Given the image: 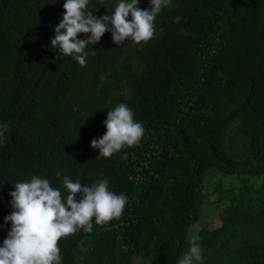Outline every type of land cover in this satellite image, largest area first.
<instances>
[{"label": "trees", "instance_id": "obj_1", "mask_svg": "<svg viewBox=\"0 0 264 264\" xmlns=\"http://www.w3.org/2000/svg\"><path fill=\"white\" fill-rule=\"evenodd\" d=\"M183 9L168 51V41L157 51L165 59L157 78L124 83L139 55L108 40L88 59L94 101L80 116L90 128L116 103L132 102L140 142L108 158L85 143L42 155L73 179L103 170L128 201L110 227L92 221L91 233L64 239L61 264H179L193 235L203 254L196 264H264V190L230 178L261 157L264 176V0H184ZM231 103L233 114L217 108ZM12 122L14 137L26 140L28 126Z\"/></svg>", "mask_w": 264, "mask_h": 264}, {"label": "clouds", "instance_id": "obj_2", "mask_svg": "<svg viewBox=\"0 0 264 264\" xmlns=\"http://www.w3.org/2000/svg\"><path fill=\"white\" fill-rule=\"evenodd\" d=\"M109 1L0 0V264H61L58 246L64 239L80 229L91 233L92 221L96 229L110 227L128 204L103 170L84 169L73 179L42 156L85 143L108 158L144 134L129 101L131 108L118 102L88 128L79 114L94 101L86 91L88 59L102 56L105 47L98 44L108 40L139 55L124 68V83L157 78L165 66L157 51L166 41L168 51L184 0H113L108 6ZM229 107L217 105L230 114L237 109L234 103ZM12 120L28 126L26 140L14 137ZM261 158L230 176L233 184L264 190ZM199 240L191 237L179 264L202 260Z\"/></svg>", "mask_w": 264, "mask_h": 264}]
</instances>
